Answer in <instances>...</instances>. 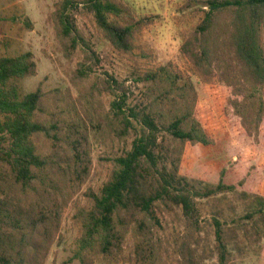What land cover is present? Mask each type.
Returning a JSON list of instances; mask_svg holds the SVG:
<instances>
[{"label": "trees", "instance_id": "1", "mask_svg": "<svg viewBox=\"0 0 264 264\" xmlns=\"http://www.w3.org/2000/svg\"><path fill=\"white\" fill-rule=\"evenodd\" d=\"M204 8L180 55L202 83L228 90L227 105L239 124L247 134L257 132L264 118V0H205ZM82 15L131 64L132 86L105 73L101 89L90 87L111 98L95 115L85 106L97 111L94 95L89 91L90 99L81 102L78 85L100 62L77 29ZM52 20L63 55L83 52L72 76L76 101L68 91L40 88L20 96L18 81L36 74L32 55L0 57V264H44L62 241L70 206L76 233L71 253L79 264H155L166 218L176 210L184 235L197 243L195 199L213 191L195 189L183 173L188 149L211 142L196 117L192 84L171 65H138L134 36L147 24L119 2L57 0ZM91 132L105 168L95 187L87 186L94 170ZM212 221L218 262L224 264L225 245Z\"/></svg>", "mask_w": 264, "mask_h": 264}, {"label": "rangeland", "instance_id": "2", "mask_svg": "<svg viewBox=\"0 0 264 264\" xmlns=\"http://www.w3.org/2000/svg\"><path fill=\"white\" fill-rule=\"evenodd\" d=\"M112 1L123 4L136 20L145 19L147 25L134 36L138 65L151 70L171 65L192 84L197 97L196 117L211 141L206 147L188 149V169L183 172L195 189L213 191L208 198L195 199L200 215L199 240L193 243L184 235V221L180 211L176 210L166 218L155 264H219L213 219L219 225L226 249L224 264H264V118L257 132L247 134L227 105L228 90L202 83L179 52L184 38L206 10L205 0ZM56 2L0 0V57L32 55L36 74L18 81L20 96L40 88L43 92L68 91L76 101L78 93L72 84V76L82 61L83 52L77 49L70 58L63 55L52 20ZM76 26L100 61L93 66L89 78L78 84L82 89L81 102L90 99L89 91L94 95L97 111L86 103L85 106L95 115L101 109H107L111 98L98 96L90 87L96 83L101 89L99 79L105 78V73L119 83H125L126 87L132 86L131 64L113 52L89 16L77 18ZM262 93L264 98V88ZM77 107L85 110V107ZM93 134L90 133V143L94 170L87 186L95 187L104 179L105 168L99 161L102 153ZM218 186L222 189L217 190ZM73 212V206L66 210L60 233L62 241L50 249L44 264H79L72 259L71 253L76 236L70 228ZM178 244L181 247L179 256L176 254ZM95 264L111 263L98 260Z\"/></svg>", "mask_w": 264, "mask_h": 264}]
</instances>
